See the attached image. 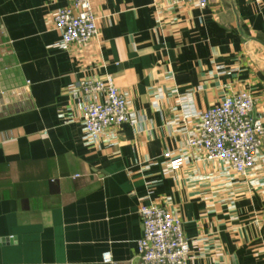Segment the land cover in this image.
Here are the masks:
<instances>
[{"label": "crops", "instance_id": "obj_1", "mask_svg": "<svg viewBox=\"0 0 264 264\" xmlns=\"http://www.w3.org/2000/svg\"><path fill=\"white\" fill-rule=\"evenodd\" d=\"M68 3L0 0V264H137L140 204L180 217L187 264H264V146L239 175L187 144L239 90L264 123V0H90L96 34L62 48ZM104 74L130 116L87 141L75 82Z\"/></svg>", "mask_w": 264, "mask_h": 264}, {"label": "built area", "instance_id": "obj_2", "mask_svg": "<svg viewBox=\"0 0 264 264\" xmlns=\"http://www.w3.org/2000/svg\"><path fill=\"white\" fill-rule=\"evenodd\" d=\"M173 1L190 2L198 7L207 3V0ZM51 19L59 35L57 44L62 48L70 43L84 44L97 31L90 0H69L53 11ZM75 86L84 96L79 117L85 140L96 141L107 128L129 119L128 101L110 74L78 78ZM252 108L253 98L245 90L222 96L199 112L197 129L187 137V144L198 147L203 157L222 159L237 174L244 175L253 166L255 151L264 146V123L251 118ZM58 116L63 120L71 118L62 109ZM163 156L169 165L180 160L170 157L169 151ZM137 212L141 223V234L136 240L137 264H187L188 241L180 217L157 204H140ZM101 261L117 264L109 250L101 252Z\"/></svg>", "mask_w": 264, "mask_h": 264}, {"label": "water", "instance_id": "obj_3", "mask_svg": "<svg viewBox=\"0 0 264 264\" xmlns=\"http://www.w3.org/2000/svg\"><path fill=\"white\" fill-rule=\"evenodd\" d=\"M1 240H6L5 238H2Z\"/></svg>", "mask_w": 264, "mask_h": 264}, {"label": "rangeland", "instance_id": "obj_4", "mask_svg": "<svg viewBox=\"0 0 264 264\" xmlns=\"http://www.w3.org/2000/svg\"><path fill=\"white\" fill-rule=\"evenodd\" d=\"M20 94V93H19Z\"/></svg>", "mask_w": 264, "mask_h": 264}]
</instances>
